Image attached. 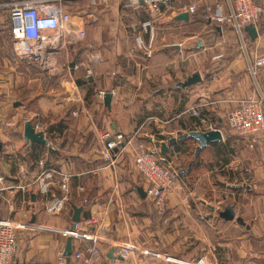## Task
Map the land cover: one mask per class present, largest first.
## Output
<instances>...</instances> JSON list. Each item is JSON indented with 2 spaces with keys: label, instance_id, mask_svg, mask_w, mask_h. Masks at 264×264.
Masks as SVG:
<instances>
[{
  "label": "crops",
  "instance_id": "1",
  "mask_svg": "<svg viewBox=\"0 0 264 264\" xmlns=\"http://www.w3.org/2000/svg\"><path fill=\"white\" fill-rule=\"evenodd\" d=\"M13 1L18 0H0V166L6 176L0 191V218L21 220L28 211L30 220L45 227L18 231V264H59V252L67 241L62 230L73 225L74 205L83 207L81 221L96 219L93 231L104 239L99 243L100 256L92 264H184L200 258L206 264L264 262V211L257 190L264 184V141L256 150L243 152V156L249 154L244 157L248 167L240 175L248 176L244 181L251 184L245 189L243 184L231 185L250 196L249 206L233 204L246 225L219 217L217 210L226 202L215 203L181 188L183 172L177 173L172 165V158L181 153L175 151L179 140L170 145L164 160L157 144L166 141V136L201 130L200 119L191 111L194 106L201 107L211 120L227 124L228 111L241 101L251 95L264 98V63L257 62L264 58V13L257 24L258 37L252 40L246 30L241 36L230 24L205 22L201 15L213 1L175 0L177 7L198 5L197 15L181 21L175 20L177 12L152 19L144 8L118 0H69L65 6L86 37L54 55L59 74L44 76L43 72L34 75L32 62L18 57L5 40L6 34L11 36L5 6ZM255 1L264 7V0ZM198 24L205 29L196 34ZM213 40L223 43V48L229 42V53L235 56L225 70L207 78L203 57ZM199 54L195 67L193 59ZM196 71L201 81L180 86ZM239 72L244 81L232 86V77ZM107 92H113L111 109L104 104ZM26 121L43 131L49 144L27 141ZM107 131L133 138L132 145L121 147L114 167L102 155ZM223 136L216 143H226L224 132ZM214 143L204 149L215 155ZM190 144L197 148L199 142ZM139 146L174 169L165 217L137 190L147 186L135 165L133 147ZM233 146L229 142V155ZM218 162L228 167L235 159ZM47 172L54 176L45 180L50 182L45 192L39 180ZM62 173L72 175L71 202L62 212L51 214L47 205L61 194L54 180ZM128 240L158 255L138 252L120 257L112 242ZM90 244L78 241L75 250L85 251ZM64 264L82 262L71 255Z\"/></svg>",
  "mask_w": 264,
  "mask_h": 264
},
{
  "label": "built area",
  "instance_id": "2",
  "mask_svg": "<svg viewBox=\"0 0 264 264\" xmlns=\"http://www.w3.org/2000/svg\"><path fill=\"white\" fill-rule=\"evenodd\" d=\"M101 1V0H94ZM106 1V0H103ZM126 6L137 5L145 9L152 19L165 17L172 13L189 12L195 15L198 5L175 6V0H118ZM213 1L204 9V19L210 23H226L242 36L244 27L250 24L257 26L263 13L264 7L255 0H204ZM69 0H18L7 4L11 21V33L14 39V50L18 57L32 63L39 64L44 70L56 69L53 57L64 49L66 45L86 37V31L78 26L74 15L66 8ZM245 48V44H244ZM258 64L264 63V58L259 59ZM251 72L255 75V68L251 66ZM102 95H104L102 93ZM192 114L200 119L199 127L203 131L218 128L201 107L194 106ZM227 121L230 129L243 139L247 140L251 147H255L264 137V98L249 96L241 103L228 111ZM39 125H37V128ZM223 133V131H222ZM102 155L110 166L114 167L120 156L121 147L133 144V138H128L123 133L107 131ZM133 155L137 171L147 182L145 191L152 202L158 215L165 217L167 211L166 200L168 192L174 181V170L165 166L150 150L143 146L133 147ZM52 172H47L44 178L39 180L43 190L48 192L50 182L46 179L53 178ZM60 187L61 194L52 197L47 205V211L51 214L62 212L71 202V181L69 173L60 174L54 180ZM6 176L0 166V191L4 189ZM31 183L29 184V186ZM24 219H1L0 218V264H18L16 254L19 248V230H38L42 227L30 220L28 211L22 214ZM96 219L91 217L75 223L72 228L62 230L67 239L73 238L72 257L82 264H92L100 256L99 243L104 240L97 232L93 231ZM90 242L86 250H75L76 242ZM114 252L120 257L127 258L135 253L158 255L146 249L140 248L136 243L128 240L124 242H112ZM64 251L59 252V264L66 260ZM166 259L172 260L166 256ZM184 264H206L204 258L198 261ZM246 264H264L261 261H250Z\"/></svg>",
  "mask_w": 264,
  "mask_h": 264
},
{
  "label": "rangeland",
  "instance_id": "3",
  "mask_svg": "<svg viewBox=\"0 0 264 264\" xmlns=\"http://www.w3.org/2000/svg\"><path fill=\"white\" fill-rule=\"evenodd\" d=\"M5 17L6 19H9L8 15H5ZM203 29H205L204 24H198L194 28V30L196 31V34H199L198 31L201 32ZM189 32H191V29H189ZM181 35H182V32L179 29L178 36H181ZM175 39L174 37H172V40H175ZM5 40L7 41V43H9V45H11L14 48V39L12 35L9 36L8 34H6ZM210 44L212 46L209 48L208 51L205 52L204 57H203L204 61L207 62V64H205L208 70V71L206 70L207 78L208 77L213 78L215 73L218 74L222 72L223 70H225L230 64V62L232 61L233 57L235 56L234 54L229 53L232 50V46L229 44V42H228V45L227 44L224 45V48L220 46L223 43L217 42L215 40L211 41ZM175 54L176 53H174V55ZM141 56H143V54ZM122 57H125V56L122 55ZM200 57L201 56L199 54L198 57L196 56V58L193 59L195 67H197ZM30 69H31L30 71L34 75L41 74L42 72L44 76L50 75L49 73H52V75L56 73L57 74L60 73L58 69H53L52 71L44 70L37 63H31ZM242 73L243 72H239L236 76L232 77V86L236 87L238 86L239 83L241 82L243 83L244 75H242ZM212 123L216 125L218 128L222 129V131L225 134L226 141L234 145L233 146L234 152L233 154L229 155V158H230L229 163H233L234 159H235V163L233 166H228V167H226L223 164L221 165L216 160V157L213 154L212 150L204 149L200 157L198 158L199 160L198 164L194 165L191 168V170H189V174L182 173L180 175L183 181L181 188L186 191H193L197 195H200V197L204 199H210L215 203L217 202L225 203L226 202L227 204L231 203L237 206H246V205L249 206L250 196H247L245 191H241V192L237 191V187H232L231 185L237 186L239 184H243L244 186H242L241 188L245 189L246 184H251L250 181H247V180L244 181V178H248V176L244 177V175H240V173L245 172L246 171L245 169L248 167L245 165L246 163L244 161V157L245 158L248 157L249 154H246L245 156H243V152L245 151L250 152L251 149L256 150L259 143L255 147H251L247 140L235 134L230 129L229 125H227L228 121H227V124H226V121L224 123H220L217 121L216 118L213 117ZM263 141H264V137L262 139V142ZM195 151H196V147L192 146L191 144L185 146L184 150L180 154L172 158V165L174 169L178 172L181 169L187 168L190 161L193 160L194 158ZM210 168L213 169V172L209 171ZM225 176H231L232 179L228 180ZM172 188L173 186L170 189ZM257 190L259 191L258 192L259 193V198H258L259 206L264 211V193H262V191H264V184H262L259 188H257ZM167 200H166V204H167ZM167 216H168V213H167Z\"/></svg>",
  "mask_w": 264,
  "mask_h": 264
},
{
  "label": "water",
  "instance_id": "4",
  "mask_svg": "<svg viewBox=\"0 0 264 264\" xmlns=\"http://www.w3.org/2000/svg\"><path fill=\"white\" fill-rule=\"evenodd\" d=\"M191 17V14L187 11L181 12L175 16V20H183V21H189ZM220 28V27H218ZM244 30H246L252 40H255L258 37V30L257 26L254 24H250L244 27ZM202 80L201 73L199 71L194 72L191 76L187 78L186 81L181 82L180 86L186 87L193 85L199 81ZM113 98V92H107L104 95V104L107 108L111 109V102ZM24 137L27 141H30L31 143L37 142V143H43V144H49V141L45 137V133L43 131L37 130L36 127L30 122L26 121L25 126H24ZM167 140L166 141H157V144L160 146V153L162 155V160H164V157L167 153V151L170 148V145L177 142L178 140H183L187 138H194L199 142V145L196 148L194 158L193 160L190 161L189 165L185 169H181L178 172H183L188 174L189 169L191 166L195 163V161L199 158L202 150L207 147L210 143L212 142H220L224 140V136L221 130L219 129H212V130H191L188 131L187 133H184L178 137H170L166 136ZM157 153V151H155ZM177 172V173H178ZM225 184V183H224ZM139 193L141 194L142 197H146L147 193L144 189V187L140 186L137 189ZM205 203L206 201L203 200ZM74 214L72 217L73 225H72V230H75V223L80 222L82 217L81 213L83 210V207L74 205ZM212 209H215L214 206H211ZM217 213L219 217L223 218L226 221H231V220H237L239 223L246 225L245 220L242 217H237V212L235 210V207L233 204L229 203L227 204L224 208L218 209ZM72 245H73V238L72 236H69L66 241V246L64 249V253L67 256V260L69 261L72 255ZM114 251V250H113Z\"/></svg>",
  "mask_w": 264,
  "mask_h": 264
},
{
  "label": "trees",
  "instance_id": "5",
  "mask_svg": "<svg viewBox=\"0 0 264 264\" xmlns=\"http://www.w3.org/2000/svg\"><path fill=\"white\" fill-rule=\"evenodd\" d=\"M197 15V14H195ZM203 17V20L205 22H208L204 19L203 14L201 15ZM12 35V33H11ZM194 138H187V139H183V140H179V145L176 146L175 151L177 152H182L184 150V147L187 146L188 144H190L191 141H194ZM214 148H216L215 150V157L217 161H222L223 163H228L230 158H229V153L232 152V150L229 147V142L227 141L226 143H214L213 145ZM199 162V160H197L196 164L197 165ZM219 163V162H218ZM193 167V166H192Z\"/></svg>",
  "mask_w": 264,
  "mask_h": 264
}]
</instances>
